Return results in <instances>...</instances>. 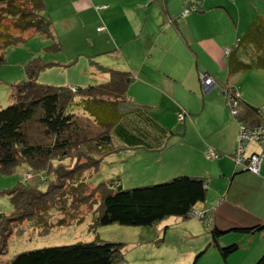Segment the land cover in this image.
<instances>
[{
  "label": "trees",
  "instance_id": "16d2710c",
  "mask_svg": "<svg viewBox=\"0 0 264 264\" xmlns=\"http://www.w3.org/2000/svg\"><path fill=\"white\" fill-rule=\"evenodd\" d=\"M26 32L52 40L46 51L63 50L52 21L45 13V0H0V64L5 62L4 50L22 43ZM230 47L226 55L229 76L249 69L264 70V17L255 16ZM243 55L249 60H243ZM58 64L40 56L31 59L24 65L25 79L8 83L11 102L0 108V173L11 174L19 166L28 167L23 172V181L4 191L9 195L13 210L9 215L0 214V255L6 252L8 238L14 232L20 234L24 223L33 231H43L54 225L81 223L90 213V228L110 223L154 227L168 216L196 217L209 227L207 245H213L225 262L237 251L239 244H221L222 231L210 226L207 211L203 210L206 213L202 217L198 215L201 210L196 206L207 197L205 178L181 174L128 188L119 184L118 175L99 182L95 187L85 181L86 172L90 174L89 170L98 169L109 154L128 147H157L160 140H153V133L161 134L164 127L143 106L129 100L128 88L133 81L131 73L97 64L101 72L108 74V79L99 84L70 89L69 86L37 81L40 72ZM222 89L239 94V112L234 117L238 128L242 124L252 130L260 128L264 131L261 109L242 102L234 85L225 84ZM72 103L82 106L92 118L93 134L84 131L78 116L66 112ZM33 123L41 128L42 136L49 142L30 140L27 128ZM260 140L261 163L264 135ZM116 141L122 144L116 145ZM215 151L218 156L212 160L221 159L223 154ZM234 152L229 158L235 168L252 172L237 166ZM66 158L75 160L73 167L62 163ZM53 159L57 162L55 165ZM47 181L46 187L41 189L39 183ZM263 227L257 225L235 230L252 234ZM162 240L161 236L156 243ZM122 247L121 242H78L20 252L10 259H0V264H127ZM203 252L200 250L190 264H195ZM254 264H264V252Z\"/></svg>",
  "mask_w": 264,
  "mask_h": 264
},
{
  "label": "crops",
  "instance_id": "0c3cea01",
  "mask_svg": "<svg viewBox=\"0 0 264 264\" xmlns=\"http://www.w3.org/2000/svg\"><path fill=\"white\" fill-rule=\"evenodd\" d=\"M51 1L54 3L48 8L45 0V10L54 33L62 43L63 51L73 46L68 65L73 66L80 55L90 58L89 62L93 64L91 57L105 54L95 63L131 73L129 100L143 106L164 127L161 134L153 133L152 139L160 140L157 147L124 148L135 149L137 158L154 162L152 165L157 171L139 181L152 184L181 174L205 178L207 197L196 206L197 209L206 210L211 226L222 231L221 244H239L233 253L237 255L231 254L224 264H254L264 252V227L252 234L235 229L264 225V158L259 173L235 170L239 167L232 169L231 159H223L224 154L229 157L234 152L238 132L237 121L231 120L222 91L223 85L232 84L238 89L242 102L258 107L254 106L249 94L239 89L241 72L228 75L227 57L223 53L225 47L235 42L228 32L231 24L235 27V40L240 31L249 26L250 20H245L243 14L244 7L252 0ZM191 4L198 10L182 16V11ZM99 6L102 8L97 9ZM84 13L88 20L91 19L89 28L94 31L95 27L96 38L93 40L86 37ZM68 15L72 22L68 21ZM98 24H104L106 31L97 32ZM48 60L56 61L52 57ZM89 70L90 67H81L77 70V78H64L62 84L46 79L54 85L86 86L93 82L90 75L95 72L89 73ZM205 71L217 82L208 93L202 91L199 79V74ZM106 77L108 79V74L104 75ZM39 81L45 82L42 78ZM257 105H261L258 108L264 119V104ZM205 106L213 111L210 126H202L199 122ZM180 111L189 114L186 121L179 119ZM119 144L122 143L116 141V145ZM254 145L250 153L262 151ZM208 149L217 150L223 157L206 159ZM212 176L216 183L211 181L209 184L208 179ZM223 191L224 196L212 204ZM212 193L216 195L210 199ZM206 200L211 201L212 207L206 206ZM206 234L201 245L210 240L209 233Z\"/></svg>",
  "mask_w": 264,
  "mask_h": 264
},
{
  "label": "rangeland",
  "instance_id": "374dc122",
  "mask_svg": "<svg viewBox=\"0 0 264 264\" xmlns=\"http://www.w3.org/2000/svg\"><path fill=\"white\" fill-rule=\"evenodd\" d=\"M231 1L233 2V0ZM52 3L54 2L47 0L46 6L51 8ZM244 9L245 11L243 17L245 20H250L248 23H250L257 15H262L264 17L263 0H252L251 4L246 6V8L244 7ZM46 12L47 10H45V13ZM66 12V14H68V11ZM68 16V21L72 22V18L70 15ZM88 19L89 18L85 16L84 13V20L86 21L84 30L87 34L86 37L93 40L96 38L95 27L94 31L89 28L91 19ZM244 30H239V37L242 36ZM228 32L232 40L235 41L236 35L234 33L236 31L232 24L231 28H228ZM23 38L25 40L22 43L9 46L4 50L5 62L0 64V108L5 107L11 102L9 99L8 83L25 79L24 65L36 56H40L44 60H48V58L52 57L55 58L56 62L59 63L56 66H52L49 70L39 73L37 81L40 82L39 79L42 78L45 80V82H40L42 84H52L48 83L46 78H49L50 80H56L55 82H58V84H62V82H64V78H66V80L77 78L79 76L77 70H80L81 67L87 69L90 67L89 73L95 71L94 74L90 75L93 81L91 85L99 84L107 80V77L104 78V75L106 76V74L101 72L97 68V63H95L99 62L97 58H103V55L105 54L91 57V59L94 61L93 64L89 62L90 58H85L84 55H80L78 56V61H73V66L70 67L68 63L70 60L69 58H72L71 55H73L70 51L73 46H68V48H66L64 51L59 50L51 52L46 51V47L53 43L52 40L36 33L31 35L28 32L23 34ZM80 46L83 47V45ZM80 52L83 54L82 51ZM243 60L248 61L249 57L247 55H243ZM239 77V89L252 97L251 99L254 106L259 107L261 105L257 104H264V92L262 91V89H264V70H245L241 72ZM69 88L73 89V86H69ZM76 101L78 102V97H76ZM66 109L67 113H73L78 116L80 122L83 125L82 128L86 133L93 134L95 132L92 118L83 110L82 106L72 103ZM211 110L212 108L205 106V110L199 115V122L202 126H210L213 122L214 115L213 111ZM188 117L189 114H185V117L183 118H185L186 121ZM231 118V120L234 119L232 116ZM236 124V132H238V123ZM27 132L31 141H50L48 138L45 139L42 136L43 134L41 128H39L34 123L28 126ZM237 138L238 136L236 135L235 147L237 145ZM254 144H257L260 149H262L258 141H251V143L246 148L247 152L255 147ZM135 152V149H123L121 151L109 154L105 157L98 169L95 171L89 170L91 172L90 174H88V171L86 172L85 181L90 186L95 187L99 182L118 175L120 177L119 184H121L123 188L147 184L142 183L146 180L139 181L140 178H148L157 170L154 168V165H152L154 163L153 161L146 160V162L145 159L137 158V155L134 154ZM260 152L261 151H259V153ZM224 155L225 156L223 159H229L226 154ZM209 159L210 158H208V160ZM179 160L180 159L178 158V161ZM56 163L57 162L55 159H53L52 164L55 165ZM62 163L73 167L75 160L72 158H66L62 161ZM231 168H235L232 161ZM25 169L28 170V167L19 166L17 170L11 174L0 173V214H11L13 207L10 202L9 195H6L4 191L9 190L18 182L23 181V172ZM235 170H240V168ZM208 180L210 182L209 184H211V181L216 183V180L213 176ZM35 181L37 180H34V182ZM48 181L39 183L41 189L46 187ZM226 187L227 186L225 185L224 191ZM212 189L217 194V190H215V188ZM224 191L220 193L217 201H214L212 204L218 202L220 196H224ZM216 194H210L209 198L211 199V197L215 196ZM223 199L224 198H222V200ZM205 203L207 207L211 206V201L206 200ZM202 211L203 210L199 211V213ZM91 218L92 215L89 213L81 223L70 222V224L61 226L54 225L51 228L43 231L38 229H34L33 231V228H27V224L24 223L21 227L22 232L20 234L14 232L8 238L6 252L0 255V259L7 260L10 259L14 254L44 247L102 240L109 242H121L123 244L122 253L127 264H190L193 262L195 256L198 254V252H200V250H204V252L201 256H199V258L196 259L195 264H224V260L219 256L218 251L213 245L208 246V241L201 245V242L204 240L203 237L205 238V236L208 235L206 232L209 231V227L203 225L196 217L183 218L177 216H168L157 223V225L154 227L110 223L107 225L90 228L89 224L91 223ZM161 236L163 237V240L157 244L156 241L161 238ZM200 245L201 247H199ZM233 255L235 256L237 254Z\"/></svg>",
  "mask_w": 264,
  "mask_h": 264
},
{
  "label": "built area",
  "instance_id": "2783aa9c",
  "mask_svg": "<svg viewBox=\"0 0 264 264\" xmlns=\"http://www.w3.org/2000/svg\"><path fill=\"white\" fill-rule=\"evenodd\" d=\"M102 8V6L97 7V9ZM197 9L195 4H191L188 7H186L181 15L182 16H187L189 15L191 12L195 11ZM106 27L104 24H100L97 27L98 31H103L105 30ZM231 47H225L224 48V54L228 55L230 52ZM199 79H200V83L202 86V90L204 93H208L211 89H213L214 87H216L217 82L215 81V79L208 73V72H203L199 74ZM222 91L224 92L225 89ZM226 94V102H227V106L229 108L230 114L235 117L236 114L239 112V94L238 93H234L232 94V92L229 91H225L224 92ZM183 114L181 113L179 114V119L183 118ZM264 135V131L259 129H249L246 128L245 126H243L242 124L239 125V129H238V143L236 145L235 148V152H234V161L237 164V166H240L244 169L250 170L254 173H258L259 172V165H260V158L262 153H256V152H247L246 148L247 146L251 143V141H258L260 142L261 137ZM260 144V143H259ZM263 145V143H262ZM262 147V146H261ZM207 155H205V157L208 159H213L215 157L218 156L217 152L213 149H208V151L205 153ZM199 214L200 217H202L204 215V211H202L201 213L197 212Z\"/></svg>",
  "mask_w": 264,
  "mask_h": 264
},
{
  "label": "water",
  "instance_id": "95a60500",
  "mask_svg": "<svg viewBox=\"0 0 264 264\" xmlns=\"http://www.w3.org/2000/svg\"><path fill=\"white\" fill-rule=\"evenodd\" d=\"M264 1V0H263ZM244 170H247V169H244Z\"/></svg>",
  "mask_w": 264,
  "mask_h": 264
}]
</instances>
